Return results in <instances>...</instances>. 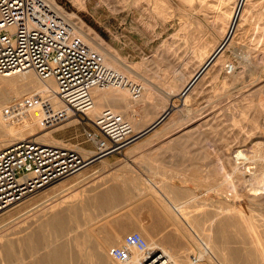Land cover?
I'll use <instances>...</instances> for the list:
<instances>
[{
    "label": "rangeland",
    "instance_id": "1",
    "mask_svg": "<svg viewBox=\"0 0 264 264\" xmlns=\"http://www.w3.org/2000/svg\"><path fill=\"white\" fill-rule=\"evenodd\" d=\"M49 1L86 45L137 76L118 70L141 84L140 99L130 98L129 88L104 90L123 96L105 108L112 106L143 132L169 114L121 152L2 211L0 264L6 247L16 243L20 251L21 242L33 236L42 238L46 252L55 240L50 222L59 213L72 227L68 247L82 264H95L85 240L95 243L94 234L106 224L120 241L139 232L148 244H162L181 264H190L203 244L216 264L226 259L258 264L253 257L264 264V0ZM142 80L154 88L149 100H141ZM4 81L0 78V106L16 102L28 117L35 110L53 123L42 91L46 81L31 74L13 84ZM79 119L81 124L63 122L42 136L89 158L94 148L84 131L92 129L93 119ZM13 134L2 132V137ZM112 190L129 195L102 210L96 199L105 195L110 202L106 194ZM166 198L187 204L190 219L173 216L163 205L169 204Z\"/></svg>",
    "mask_w": 264,
    "mask_h": 264
},
{
    "label": "built area",
    "instance_id": "2",
    "mask_svg": "<svg viewBox=\"0 0 264 264\" xmlns=\"http://www.w3.org/2000/svg\"><path fill=\"white\" fill-rule=\"evenodd\" d=\"M227 70L234 71L229 65ZM33 72L52 80L57 96L78 117L87 118L94 108L92 91L122 84L120 76L88 52L65 14L49 0H0V75ZM117 75V76H116ZM129 83L133 99L143 89ZM84 131L94 148L89 158L64 147L24 140L0 150V213L57 182L85 170L133 143L131 123L105 108ZM124 246L112 255L124 264H174L162 250H151L139 232L125 236ZM132 252L141 257L133 259ZM193 264L216 259L205 245L191 255Z\"/></svg>",
    "mask_w": 264,
    "mask_h": 264
},
{
    "label": "bare ground",
    "instance_id": "3",
    "mask_svg": "<svg viewBox=\"0 0 264 264\" xmlns=\"http://www.w3.org/2000/svg\"><path fill=\"white\" fill-rule=\"evenodd\" d=\"M87 47H88V52L92 56L96 57L104 65H106L109 69H111L113 72L117 73L120 76V78L122 79V84H120L118 86L112 85V86L105 87V88H97V89H94L92 91L94 108L90 113H88V115L90 116L91 119L96 120L98 115L101 113V112L98 113L99 112L98 110L101 108H105L107 106L106 103H108L110 101L116 102V101H122L123 100L122 95H117V94L113 95L110 93L107 94V92H105L104 90H109V89L125 90V88H127V86H125V85H128L129 83L133 82V81L129 80L127 77L123 76L122 74H119L118 70L124 69L126 72H128L130 75H132V77H134V78L135 77L137 78V76H135L134 71L132 69H130V67H128L124 63H122L121 67H117V66L113 65L112 63H110L109 60L104 55H102V53L100 52V50L97 47H95L93 45H87ZM28 74H31V75H34L35 77H37L33 72H28V73L23 72V73L9 74L6 76L0 75V78H3V80H5L4 82H10V84H13L14 80L16 78L21 77V76H26ZM39 80H41V79H39ZM142 82H143V80H142ZM45 83L46 84L42 86V91H43L45 98L47 99V102L45 105L47 107V110H49V113L51 114L50 119L53 120V123L48 125L47 120L43 117L41 118L40 115L37 112H35V110H31L32 111V117H28L26 114L22 113V111H19L20 109L18 110V108L16 107V102H9L5 106H0V140H1L0 143H3V145L0 147V150L5 149V148H7V147H9L15 143H18V142H21L24 140H31V141L39 142L42 144L60 147L62 145L61 143H58L54 140H48L47 141L46 139L43 138L42 134H44L45 132H49L53 128L60 127L63 122H66V123L68 122L69 125L70 124H75V125L81 124L82 121L79 119V117L76 114H74L72 111H70L69 108L67 106H65L64 103L61 102L60 99L58 98L57 86H56L55 82L52 80H48ZM134 83L135 82H133L132 84H134ZM139 85L141 86V84H139ZM143 86H145V95L146 96L144 95L143 99H141V100H145V97L147 100H149L150 97H152L151 95H152V91L154 88L152 89V86L146 82H143ZM141 88H142V86H141ZM108 92H111V91H108ZM119 92H123V91H119ZM130 93H132L131 90H130ZM141 95L139 96V98H136V99H133L132 95H131V97L130 96L129 97L132 98L134 101H136V100L140 99ZM15 101H18V100H15ZM127 106L129 108V105H127ZM170 106L174 107V104H170ZM111 108H113V107H111ZM2 124H4V126H2ZM133 127H134L133 133H135L136 136H138L139 134H141L143 132V131H140L137 129V125L133 126ZM2 132H4V133H8V132L10 133L11 132V133H14L13 134L14 136L9 138V139L4 140L5 137L4 136L2 137ZM136 142L137 141H135V143ZM82 152H84V151L80 150L79 153L84 158H87L85 153H82ZM239 159H241V158H239ZM248 160H250V159L248 158ZM241 172H243V171H241ZM81 177H82V175H78L77 178L81 179ZM80 182H82V181H80ZM128 195H129L128 191H125V190H124V192L121 193V195L117 194L116 192H113V190H112L111 192H108V194H106V196L110 197V199H111L110 202L105 203L106 202V201H104L105 195L98 196V198L96 200H97L98 206L102 210H106L105 208L109 209L110 205H112L113 203L118 201V199L120 197L125 199V197ZM166 199H167L169 204H166L164 201L163 205L171 212V214H173V216L176 215V218H179V216H182V214H183L187 218L190 219L188 211H187V208H188L187 204H185V203L182 204L181 202L172 198L173 202H176L175 204H173L170 202V200L168 198H166ZM116 218L118 219V217H116ZM50 225L54 229L55 240L52 242V244L47 245L48 250L46 252L42 253V238L40 236H33V237H30L29 239H27V241L21 242L23 248H21L20 251L17 250V248H16L17 244L16 243H11L9 245V247H6L4 249V257H3L2 261L5 264H82L81 261L78 260V257L74 256L70 252L69 247H68V245H70V243L74 240V238H73V240H72V238H68L69 237L68 235L70 233H72V227L67 222L66 215L64 213L57 214L54 217V219L52 220V222H50ZM106 227H107V224L103 227H102V225L99 226V228H103L102 233L94 234V236L96 237L95 243L91 242L89 239H86L87 241L85 240L84 249L92 257V259L96 260L95 264H116V263L124 264V263L118 262L112 255V252L116 248H118L117 247L118 245L114 246V244L115 243L118 244L120 242L124 243V240L120 241L118 239L120 235L116 236L117 234L115 235L114 232L110 233L108 231L110 229H107ZM194 227L197 231H199L200 233H202L204 236L207 237V235L205 234V230L203 228L199 227V225L196 224V222L194 223ZM111 230H112V228H111ZM76 237H79V236H75V239H76ZM147 238H149V237L147 236ZM150 239L151 238H149V240ZM152 240H153V238H152ZM151 242L152 243L148 244L149 248L151 250H162L164 253H166L167 255L170 256V258L172 259L174 264H181V263L177 262L175 260V256H173L169 252L171 249L168 250V249H166V247L164 248L162 244L153 243V241H151ZM230 242H231V240L227 241L229 246L232 243V242L231 243ZM43 245H44V243H43ZM232 246H233V244H232ZM120 247H122V245ZM184 249H186V248H184ZM252 252H253V250H252ZM254 253L256 254V252H254ZM27 254L30 255L29 262H25L27 260V257H26ZM132 255L134 256L133 259L135 261H137L141 257V255L138 252H132ZM232 256H233V254H232ZM241 260H242V256H241ZM225 261H226L225 264H234V262L232 260L230 261V260L226 259ZM253 261H255L259 264L260 258L259 257H256V258L253 257ZM236 262H237V260H236ZM189 263L193 264L191 262V260H189ZM84 264H89V263L84 261Z\"/></svg>",
    "mask_w": 264,
    "mask_h": 264
},
{
    "label": "water",
    "instance_id": "4",
    "mask_svg": "<svg viewBox=\"0 0 264 264\" xmlns=\"http://www.w3.org/2000/svg\"><path fill=\"white\" fill-rule=\"evenodd\" d=\"M169 114V112H167L166 114H164L157 122H155L150 128H148L146 131L142 132L141 134H139L137 137L134 138V140L141 138L142 136L146 135L147 133H149L150 131L154 130L156 127H158L167 117V115Z\"/></svg>",
    "mask_w": 264,
    "mask_h": 264
},
{
    "label": "crops",
    "instance_id": "5",
    "mask_svg": "<svg viewBox=\"0 0 264 264\" xmlns=\"http://www.w3.org/2000/svg\"><path fill=\"white\" fill-rule=\"evenodd\" d=\"M108 104H109V102L108 103H106V105L108 106ZM110 107H112V106H110ZM151 163H153V162H151Z\"/></svg>",
    "mask_w": 264,
    "mask_h": 264
}]
</instances>
